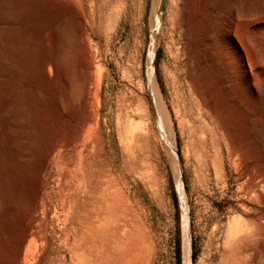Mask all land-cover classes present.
<instances>
[{
	"label": "rangeland",
	"instance_id": "obj_1",
	"mask_svg": "<svg viewBox=\"0 0 264 264\" xmlns=\"http://www.w3.org/2000/svg\"><path fill=\"white\" fill-rule=\"evenodd\" d=\"M10 1L0 0L1 46L10 44L11 49L0 47L4 54L14 57L13 69L9 70L1 56L0 104L11 88L18 102L16 121L32 127L31 138L39 146L32 147L31 165L24 169L9 162L6 152L0 151V264H81L76 245L77 214L72 208L69 213L68 194H64L65 182L71 188L76 186V156L64 163L63 150L73 132L84 129L85 119L95 117L100 101L103 112L108 113L102 123L111 138L109 149L112 146L121 152L117 125L123 117L130 127L125 140L141 153L129 162L128 169L143 164L154 173L156 198L140 183V189L144 188L141 197L150 209L149 240H153L143 264H183L182 195L170 161L172 153L179 156L194 264L207 260L210 240L216 243L225 239L234 221L246 232L264 230V131L256 126L264 114V96H254L247 85L226 92L219 75L209 69L196 75L198 87L210 91L209 97L192 102L185 98L191 82L184 68L177 69L183 54L177 56L176 52L180 37L172 25L176 14L173 0H165L163 7L161 4L159 26L153 0H126L124 6L120 0L108 6L86 0L83 7L73 0H17L16 5ZM183 12L186 28L187 12ZM78 24L86 28L85 33H80ZM41 32L47 35L43 37ZM9 33L12 39L6 42ZM55 35L60 38L57 48ZM151 50L153 68L148 60ZM46 60H58L61 71L64 69L62 75ZM90 63L94 64L91 69L86 66ZM151 70L170 112L167 124L160 121L152 104ZM179 71L178 83L175 78ZM239 78L246 82L245 74L240 72ZM210 102L214 107L208 106ZM201 125L208 126L213 139L208 144L213 163L209 179L197 160L204 135ZM85 134L83 142L92 132L87 129ZM53 143L61 146L60 150L56 156L50 155L48 171L40 172L36 158ZM136 180L132 176L131 184ZM29 229L35 233L30 238L35 237L20 251V237Z\"/></svg>",
	"mask_w": 264,
	"mask_h": 264
},
{
	"label": "bare ground",
	"instance_id": "obj_2",
	"mask_svg": "<svg viewBox=\"0 0 264 264\" xmlns=\"http://www.w3.org/2000/svg\"><path fill=\"white\" fill-rule=\"evenodd\" d=\"M73 1L79 3L82 7L86 4V0ZM153 1L157 3L156 5L153 3V6H157V9H154L156 14H153L156 15L154 17L156 18V24L159 26L161 24L160 6L161 4L162 7L164 6L165 0H157L158 2H156V0ZM10 2L16 5L17 0H11ZM95 2H103V6H108L113 0H95ZM125 3L126 0H120L121 6H124ZM19 5H21V3ZM173 6L176 14H174L175 17L173 18L175 19L172 25L174 31L178 32L180 37V48L176 52H178L177 56L181 53L183 54V59L176 56V59L179 58L177 61V69H185L184 72H186L187 78H189L191 82L189 85H192L191 87L189 86L185 98L190 97V102H192L194 99L204 101L209 97L210 91L201 89L200 86L198 87L199 80L197 79L198 77H196L200 71L204 72L209 69L212 70L211 74L216 73L219 75L218 81L221 88L225 91L230 88L237 90L239 88L238 85H247L254 96L259 97V95L262 96V94L264 96V0H173ZM183 11L187 12L188 21L186 20V28H184L182 24L184 16ZM152 22H154V20L151 21V23ZM78 26L80 33L86 32V28L83 25L78 24ZM12 29H14V27ZM10 32L13 33L12 31ZM11 33L6 34L8 35L7 37L5 36L6 42L12 39V37H10ZM46 35L45 32H41V36L44 37ZM59 39L57 35L54 36L55 48L58 47V42L60 43ZM1 40L0 37V46ZM8 44L9 43L6 45ZM9 46L10 48H8ZM1 47L0 60L4 57L2 61H6L7 64H5L6 66L2 64L7 69L11 70L13 69L12 63L14 57L11 56L12 54H4L5 52H2L3 50ZM8 47H3V49L8 48V50H10L11 45L9 44ZM148 60L149 66L153 68L152 50L150 51ZM46 63L55 65L58 75H62L64 69L61 71L58 60H46ZM87 63H89V61ZM86 66L91 69L94 67V64L90 63ZM153 71L151 70L150 74L148 73L152 104L155 112L159 115L160 121L167 124L170 112L166 102L160 94ZM240 72L245 74L246 82L240 81ZM176 74L175 79L179 83L181 72L179 71ZM257 76H261V78L259 79ZM187 78L186 80L188 81ZM64 80L65 79H63V81ZM12 91L11 88L8 90L9 94L6 101L4 100L5 102L0 104V151L3 150L6 152L5 154H7L9 162H15L21 169H24L31 165V158H33L31 157L32 147L34 145L39 146V144H35L32 140V135L34 134L31 131L32 127L30 129L23 127L16 121L15 111L18 102L15 97L16 95H12ZM86 91H88V89ZM100 99L101 98H99V101ZM184 101L185 100H183V102ZM208 106L211 108L214 107L211 102L208 103ZM247 107L250 108L248 105ZM98 108L95 117H87L84 121V129L74 131L71 138L69 137V141H66L68 142V147L65 146L66 149L63 148L65 149L63 150L65 151L63 152L65 156H63L64 158L62 157L64 163L69 160L71 161L73 155L76 156V186L75 188H71V186L65 182L64 189L67 190V192L65 191L64 194H68L67 199L70 202V204H68L70 206L67 208H72L77 214L75 232L78 258L81 264H143L144 260H146L145 257L147 256L146 253L148 251L149 242L153 240H149L151 237L150 234L152 233H150V222L148 223L150 218L148 219L147 210L150 209H146L148 205L145 206L146 203L144 204L145 201H143L141 197L144 188L140 189V183H144L145 189H147V186L153 197L156 198L154 173L151 168H147V166L143 164L136 166L132 171L128 169L129 162L135 161L140 157L141 153L138 152L132 143L127 144L125 137L130 127H128L123 117H119L117 125L121 152L118 154L116 151L117 149L112 148V146L111 149H109L111 138L109 134H106L105 125L102 123V118H106L108 113L103 112L102 101H100ZM22 120L25 122L24 125H26V120ZM256 126L264 131V114L258 119ZM201 127L204 135L200 139L201 149L200 152L197 153V160L199 166L206 171L207 178L209 179L211 175V165L213 163L211 161L208 144L213 142V139L208 126L201 125ZM87 129L91 131L92 134L89 136L87 142H83ZM60 147L56 143L50 144V146L42 152V155L36 158L38 171H48L49 157L59 151ZM108 150H110L111 156L108 155ZM129 150H131V155L128 154ZM60 152H62V150ZM172 155V159L169 158L171 159L172 169L177 177L182 195L184 219L183 264H194L186 224L187 205L180 178L179 156H177V153ZM1 174L2 173H0V175ZM132 176L137 179L134 185L130 182ZM64 178H66V175ZM1 181L3 180L1 179ZM61 189H63V187ZM1 199L0 201L2 202ZM148 200L151 202L149 198ZM37 207H39V205H37ZM72 209L69 213H72ZM67 210L69 211V209ZM149 221L152 222V220ZM32 230L29 229L22 233L18 244L20 251L27 246L26 242L28 239V241H30V239L33 240L35 237L30 238L35 235ZM214 234L216 235V233ZM37 235L40 234H36V237ZM36 240L38 239L36 238ZM215 240H217V238ZM217 241L213 243L210 240V245L208 244L209 252L207 253V260L202 264H264V230L261 232L256 230L246 232L238 222L234 221L230 225L229 232L225 239L219 242ZM17 250L18 249H16V251ZM22 254L27 253L23 252ZM17 256H20L19 253Z\"/></svg>",
	"mask_w": 264,
	"mask_h": 264
},
{
	"label": "trees",
	"instance_id": "obj_3",
	"mask_svg": "<svg viewBox=\"0 0 264 264\" xmlns=\"http://www.w3.org/2000/svg\"><path fill=\"white\" fill-rule=\"evenodd\" d=\"M195 256H196V254L195 253H193V258H195ZM177 264H180V261H178V263Z\"/></svg>",
	"mask_w": 264,
	"mask_h": 264
}]
</instances>
